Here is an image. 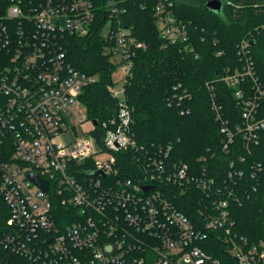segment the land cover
Returning <instances> with one entry per match:
<instances>
[{
	"label": "built area",
	"instance_id": "2783aa9c",
	"mask_svg": "<svg viewBox=\"0 0 264 264\" xmlns=\"http://www.w3.org/2000/svg\"><path fill=\"white\" fill-rule=\"evenodd\" d=\"M106 1L111 17L101 31L102 54L115 66L108 91L119 111L99 126L81 101L99 78L78 70L67 47L69 37L92 32L95 0H0V264H220L206 249L209 240L237 264H264V240L252 243L236 230L234 207L246 196L243 168L233 163L220 180L171 161V146L151 154L138 148L125 85L142 45L114 23L125 11ZM170 7L163 0L154 8L161 37L185 44L188 27ZM240 46L247 65L223 78L235 89L242 118L234 131L222 129L226 151L236 135L250 151L264 130V80L247 40ZM120 66L126 81L117 91L113 75ZM87 123L89 133L66 137ZM127 152L138 168L121 178ZM104 154L106 162L96 161ZM33 174L48 183L47 192ZM190 194L197 204L187 215L176 202Z\"/></svg>",
	"mask_w": 264,
	"mask_h": 264
},
{
	"label": "trees",
	"instance_id": "16d2710c",
	"mask_svg": "<svg viewBox=\"0 0 264 264\" xmlns=\"http://www.w3.org/2000/svg\"><path fill=\"white\" fill-rule=\"evenodd\" d=\"M114 1L119 11H125L118 13L114 23L130 29L142 45L125 85L138 148L151 154L153 148L171 146V161L220 180L227 177L233 163L237 169L243 168L246 178L241 192L246 196L241 206L234 207L236 230L252 243L264 240V130L259 145L250 151L244 149L240 135L224 150L226 133L222 132L224 127L234 131L242 126L235 89L227 88L223 78L247 65L240 54L243 41L247 40L248 57L264 80V0H222L221 13L206 10L209 0H168L171 15L188 27L189 39L179 45H170L161 37L154 8L163 0ZM106 4V0H95V22L88 36L67 39L71 62L81 72L99 78L81 96L88 117L99 126L109 123L119 111L118 101L108 91L115 66L102 54L101 31L111 17ZM122 156L125 166L120 177L136 174V156L132 152ZM194 197L179 196L176 204L187 215L194 214ZM207 243V251L220 264H237L220 243Z\"/></svg>",
	"mask_w": 264,
	"mask_h": 264
},
{
	"label": "rangeland",
	"instance_id": "374dc122",
	"mask_svg": "<svg viewBox=\"0 0 264 264\" xmlns=\"http://www.w3.org/2000/svg\"><path fill=\"white\" fill-rule=\"evenodd\" d=\"M112 60L115 62V64L119 65V63L121 62V58L118 56H115L112 58ZM119 69H116V71H114V75H113V80H114V88L117 91H121L123 90L124 87V82L126 81V74L125 72L121 69V66L118 67ZM92 125L90 123L84 124L83 126L79 127L77 129V134H75L74 132H69L67 134V138L68 139H73L74 137H82L83 134L85 133H89L92 130ZM110 158V156L108 154H104V155H99L98 157H96V161L98 162H106L108 159Z\"/></svg>",
	"mask_w": 264,
	"mask_h": 264
},
{
	"label": "water",
	"instance_id": "95a60500",
	"mask_svg": "<svg viewBox=\"0 0 264 264\" xmlns=\"http://www.w3.org/2000/svg\"><path fill=\"white\" fill-rule=\"evenodd\" d=\"M224 4L222 3V0H209L206 5V10H209L211 12L215 13H221L223 10ZM96 124V122H94ZM31 180L38 185L41 189H43L45 192L48 191V183L41 180L37 175L33 174L30 176Z\"/></svg>",
	"mask_w": 264,
	"mask_h": 264
}]
</instances>
